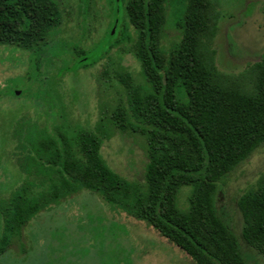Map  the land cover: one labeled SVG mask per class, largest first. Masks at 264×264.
<instances>
[{
  "label": "trees",
  "instance_id": "16d2710c",
  "mask_svg": "<svg viewBox=\"0 0 264 264\" xmlns=\"http://www.w3.org/2000/svg\"><path fill=\"white\" fill-rule=\"evenodd\" d=\"M89 1L82 0L85 15ZM104 1L112 5L107 42L98 41L90 49L80 41L68 47L66 56L73 65L66 64L47 82L42 72L44 65H52L50 44L60 38L61 3L0 0V46L28 53L25 76L36 72L38 80L43 78L42 88L47 87L53 101L26 95L51 104L50 109L52 104L57 108L54 100L61 105L57 112L52 109L53 116L61 117L59 123L53 121V130L28 115L11 121V157L24 180L0 202V264L15 248L18 257L26 258L25 242L36 220L83 193L107 206L108 214H125L154 229L193 264H253L220 214L217 194L238 167L264 148V51L246 79L218 71L215 51L203 42L212 45L218 33L221 0ZM170 29L175 35L166 47ZM115 48L132 55L141 67L139 78L123 66L113 72L126 102L102 108L93 128L73 122L63 103L62 79L92 69ZM118 133L142 139L144 181L126 179L104 159V143ZM184 188L188 196L181 208ZM237 206L241 239L264 256V174Z\"/></svg>",
  "mask_w": 264,
  "mask_h": 264
},
{
  "label": "rangeland",
  "instance_id": "374dc122",
  "mask_svg": "<svg viewBox=\"0 0 264 264\" xmlns=\"http://www.w3.org/2000/svg\"><path fill=\"white\" fill-rule=\"evenodd\" d=\"M56 1L62 5L64 21L58 35L60 38H55L48 51L47 57L52 65L46 64L43 68L42 76L47 82L66 64L73 65L74 60L66 56L68 47L80 43L81 47L90 49L98 41L101 45L107 42L104 32L112 14L109 1L90 0L87 15L82 9V0ZM218 11L222 16L218 33L212 45L207 40L203 45L215 51V63L220 73L246 79L247 70L260 61L264 51V0H221ZM173 35L175 31L170 29L164 41L166 47ZM28 66V53L15 46H0V202L24 180L16 159L11 157L15 147V143L9 140L11 121L16 116L28 115L53 130V121L56 124L61 120L59 115L53 116L52 109L56 108L53 104L50 109L51 104L29 98L53 101L45 91L47 87L42 88L43 78L38 80L36 72L25 76ZM120 66L127 68L136 78L140 77V63L132 55L115 48L92 69L62 79L63 103L70 120L93 128L100 119L102 108L109 106L111 109L119 101L126 102L122 87L113 76ZM106 69L109 74L104 76ZM40 89L51 99H46ZM18 92L25 95L19 97ZM54 104L57 112L61 105L57 100ZM102 155L121 176L131 181H144L147 158L141 138L118 133L104 143ZM263 174L264 148H261L228 177L217 194L220 214L240 238L242 252L253 264H264V256L241 239L242 219L237 202ZM182 192L179 206L186 205L188 188ZM107 209L96 198L83 193L36 220L29 231L28 243L25 242L26 258L18 257L20 250L15 248L2 258V264H193L181 249L154 229L146 228L143 222L125 214L112 216ZM2 232L0 213V237Z\"/></svg>",
  "mask_w": 264,
  "mask_h": 264
},
{
  "label": "water",
  "instance_id": "95a60500",
  "mask_svg": "<svg viewBox=\"0 0 264 264\" xmlns=\"http://www.w3.org/2000/svg\"><path fill=\"white\" fill-rule=\"evenodd\" d=\"M113 33H114V32H113ZM19 94H20V92L17 93V95H19Z\"/></svg>",
  "mask_w": 264,
  "mask_h": 264
}]
</instances>
